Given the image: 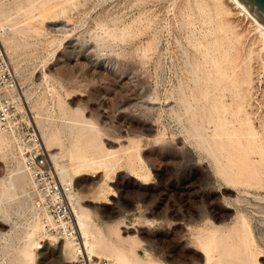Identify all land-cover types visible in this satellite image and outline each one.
<instances>
[{"label": "rangeland", "instance_id": "1", "mask_svg": "<svg viewBox=\"0 0 264 264\" xmlns=\"http://www.w3.org/2000/svg\"><path fill=\"white\" fill-rule=\"evenodd\" d=\"M0 26L96 262L264 264V43L227 0H0ZM12 153L0 264H76Z\"/></svg>", "mask_w": 264, "mask_h": 264}, {"label": "built area", "instance_id": "2", "mask_svg": "<svg viewBox=\"0 0 264 264\" xmlns=\"http://www.w3.org/2000/svg\"><path fill=\"white\" fill-rule=\"evenodd\" d=\"M21 106L13 69L0 40V132L8 137L30 178L36 211L48 225L52 236L75 244L78 264H101L83 247L73 211V185L61 181L30 116Z\"/></svg>", "mask_w": 264, "mask_h": 264}, {"label": "bare ground", "instance_id": "3", "mask_svg": "<svg viewBox=\"0 0 264 264\" xmlns=\"http://www.w3.org/2000/svg\"><path fill=\"white\" fill-rule=\"evenodd\" d=\"M228 1V3L235 9V10H237V11H239L240 12V14L242 15V16H244L245 17V19L246 20H248V22H250L251 23V25L253 26V27H255V30H256V32L259 34V36H260V38L262 39V41H263V43H264V24H262L256 17H254L240 2H239V0H227ZM240 20V19H239ZM0 29H1V26H0ZM1 37H2V33L0 32V40H1ZM2 42V41H1ZM263 46H264V44H263ZM21 108V107H20ZM23 110V109H22ZM44 134V133H43ZM44 136H45V134H44ZM44 136H43V138H44ZM0 137L2 138V140L4 141V143L6 144V146L8 147V149H9V147H11V145H10V141L5 137V136H2L1 134H0ZM12 155L14 156V158L18 161V163L21 165V167H22V164H21V161L16 157V155H15V153H12ZM51 159H52V161H53V163H54V165H55V168L56 169H58V160H60L59 159V154L58 153H56V154H53L52 155V157H51ZM62 164V163H61ZM82 166V165H81ZM22 169H23V167H22ZM23 171H24V173L26 174V176H27V178H28V181H29V187L31 186V182H30V178H29V176L27 175V173L25 172V170L23 169ZM58 171V175L59 174H62V173H66L67 171H65V170H57ZM75 174V173H74ZM83 175V174H82ZM86 175V174H85ZM61 176V175H60ZM63 177L65 176V175H62ZM61 176V177H62ZM71 176V175H70ZM69 176V177H70ZM76 177H78L77 175H75ZM79 176H80V174H79ZM66 178V177H65ZM71 178V177H70ZM73 178V177H72ZM71 178V179H72ZM69 179V178H68ZM71 179H69L68 181H64V182H69V183H71L72 185H73V188H74V193H73V199H72V203H73V205H74V208H75V217H76V221H77V225H78V228H79V231H80V235H81V238H82V240H83V247L86 249V251L88 252V254L92 257V258H97V256L96 255H94L95 254V252H94V246H92V244H91V240H90V236H89V231L87 230V231H83V228L86 230L87 229V225H85L86 223H84L83 221H82V219H83V217H81L80 216V212H78V208L77 207H75V205H76V202L77 201H79L80 199H81V197L78 195V193L76 192V190H75V182H74V180H71ZM0 180H1V178H0ZM2 181H3V179H2ZM62 181V180H61ZM2 183V182H1ZM79 184V183H78ZM4 186V185H3ZM80 186V185H79ZM84 186V185H83ZM2 189H4V188H2ZM5 189H6V192H7V194H8V197L9 198H14V196H15V190H16V187H15V185L13 184V181L12 182H10V183H7V185L5 186ZM4 189V190H5ZM30 190V189H29ZM6 192L4 193V194H6ZM79 192V191H78ZM3 193V192H2ZM3 194V195H4ZM81 194V193H80ZM7 196V195H6ZM87 196V195H86ZM83 198V197H82ZM110 202V201H109ZM112 202V201H111ZM112 204V203H111ZM82 209V208H81ZM84 210H86V209H84ZM79 211H81V210H79ZM86 212H89L88 210L86 211ZM85 212V213H86ZM83 214H84V212H83ZM86 216V215H85ZM89 216V215H88ZM90 217H91V215L89 216V219H90ZM88 219V220H89ZM84 220V219H83ZM86 220V219H85ZM84 220V221H85ZM91 224L89 223V226H90ZM81 227H83L82 229H81ZM90 228H91V226H90ZM90 231H91V229H90ZM84 232V233H83ZM92 235H93V233H92ZM44 237H45V241L46 242H48V241H53V240H55V239H53V238H50L49 236H47L46 234H45V231H44ZM93 237V236H92ZM94 238V237H93ZM63 240V239H62ZM95 239H93V241H94ZM56 241V240H55ZM56 242H58V240L56 241ZM60 242V241H59ZM55 243V242H54ZM67 243H68V245L72 248V257L73 258H76L77 259V249H76V247H75V244L73 243V242H70V241H67ZM94 243V242H93ZM94 245V244H93ZM95 245H96V242H95ZM41 250L42 249H44V246L43 247H41L40 248ZM59 256V255H58ZM33 257V256H32ZM34 259V258H33ZM35 260V259H34ZM78 261V260H77ZM76 264H78V262H76Z\"/></svg>", "mask_w": 264, "mask_h": 264}, {"label": "water", "instance_id": "4", "mask_svg": "<svg viewBox=\"0 0 264 264\" xmlns=\"http://www.w3.org/2000/svg\"><path fill=\"white\" fill-rule=\"evenodd\" d=\"M239 2L264 24V0H239Z\"/></svg>", "mask_w": 264, "mask_h": 264}]
</instances>
